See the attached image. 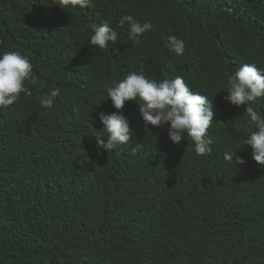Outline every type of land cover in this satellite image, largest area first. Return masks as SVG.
<instances>
[{"label":"trees","instance_id":"trees-1","mask_svg":"<svg viewBox=\"0 0 264 264\" xmlns=\"http://www.w3.org/2000/svg\"><path fill=\"white\" fill-rule=\"evenodd\" d=\"M123 15L152 23L139 45ZM106 20L118 40L98 49L92 26ZM4 51L33 75L30 94L0 109V264H264V165L243 144L257 129L246 105L224 99L239 67L264 68V0H0ZM131 71L182 76L212 98L210 155H193L188 136L166 139L167 125L145 134L135 101L122 110L129 143L98 149L99 113L116 111L107 87ZM248 106L264 115V98ZM234 150L244 165L224 160Z\"/></svg>","mask_w":264,"mask_h":264},{"label":"clouds","instance_id":"clouds-1","mask_svg":"<svg viewBox=\"0 0 264 264\" xmlns=\"http://www.w3.org/2000/svg\"><path fill=\"white\" fill-rule=\"evenodd\" d=\"M73 6L86 8L90 0H70ZM129 25L128 39L139 45L144 33L153 29L151 22H140L132 15H123L119 20L122 27ZM93 34L89 44L98 49H109L110 43L118 40V32L109 21L92 26ZM167 47L176 56L184 54L185 42L175 36L168 37ZM33 75V65L30 60L19 51L0 52V109L13 105L20 98L21 93L30 94L25 82ZM228 91L224 99L233 106L246 105L245 113L255 125L247 138L243 140L245 146L252 148L253 160L264 165V115L248 106L258 98H264V68H258L255 63L244 64L228 77ZM107 96L116 110L111 114L99 113V120L104 125L103 131L95 135L98 149L104 151L115 150L127 145L132 139L133 130L130 120L123 114L126 101H135L138 112L144 121V132L150 135L156 128L166 129L170 141L179 146L182 139L190 137L193 142V155H210L214 142L209 135V128L214 122L212 98L191 90L182 76L174 79L157 81L146 77L143 71H131L129 74L107 87ZM59 89H52L39 97L42 107L51 108L59 96ZM149 126H152L149 128ZM105 133L107 134L105 138ZM136 149L132 154L136 155ZM235 150L224 153V160L234 164L244 165L246 161L235 157Z\"/></svg>","mask_w":264,"mask_h":264}]
</instances>
